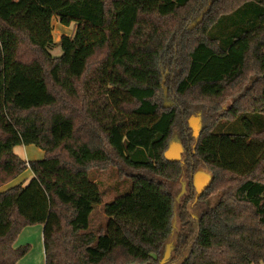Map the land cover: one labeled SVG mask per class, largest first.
Listing matches in <instances>:
<instances>
[{
  "label": "trees",
  "instance_id": "1",
  "mask_svg": "<svg viewBox=\"0 0 264 264\" xmlns=\"http://www.w3.org/2000/svg\"><path fill=\"white\" fill-rule=\"evenodd\" d=\"M55 17L76 26L57 43ZM31 144L34 177L2 190ZM108 167L132 188L88 232L103 201L90 171ZM199 167L214 181L196 218L193 180L177 211L174 187ZM175 216L165 264H264V0H0V264L27 254L14 245L36 224L45 264H161Z\"/></svg>",
  "mask_w": 264,
  "mask_h": 264
},
{
  "label": "rangeland",
  "instance_id": "2",
  "mask_svg": "<svg viewBox=\"0 0 264 264\" xmlns=\"http://www.w3.org/2000/svg\"><path fill=\"white\" fill-rule=\"evenodd\" d=\"M66 26V25H65ZM75 24L72 23L71 25L64 27L63 24H61L57 17L53 19V35H54V41L57 43L60 41L62 35H73L75 31ZM52 53L56 56H59L61 54V48L59 45H55L52 48ZM167 104H171V101L169 99H166L165 101ZM230 105H232V101L227 100L223 104L224 110H229ZM198 114L194 113L193 116H199ZM200 115L202 117V127L206 125L208 119L206 117V114L202 115L200 112ZM205 116V117H204ZM191 117V116H190ZM179 132L176 131L174 134L173 141L174 142H180L178 141ZM28 146V145H27ZM17 147V146H16ZM36 145H32L29 148V159L28 161H36V160H30L32 158H41L43 159L45 157V151L43 149H38ZM43 153H41V151ZM184 152V149H183ZM182 152V156H183ZM186 155L184 154V157ZM21 157V156H20ZM22 158V157H21ZM26 158V157H24ZM23 159V158H22ZM182 159V158H181ZM40 160V159H37ZM185 168H190L187 164L184 166ZM30 169V168H28ZM26 169V170H28ZM198 169H203L202 167L196 168L193 171L192 170H186L185 175L181 178V180L176 184L174 187V193L176 196L177 204H176V211L179 208L180 201H183V196L187 195L192 191V180L193 175ZM26 170L15 180H18L19 183H24V180H26L27 176L29 175V172L26 173ZM30 171H32L30 169ZM33 173V172H32ZM90 176L99 184L100 190L102 191V197L103 201L100 204L94 205V210L90 216V226L88 229V232H98L101 228L102 230L106 231L107 224L109 217L106 215L104 211V205L112 200H114L116 197L123 195L127 192H129L132 188V182L130 179L124 177H120L118 171L114 167H108L105 170L101 169H92L90 171ZM14 181V180H13ZM13 181L4 184L1 186V189H5L8 187ZM183 184H185L186 191L180 198L178 199L179 193L182 191ZM186 197V196H185ZM208 197V198H207ZM209 200V203L216 200V196L214 195H206V197ZM206 199V200H207ZM193 200L191 199L188 203L189 213L192 214L193 217H198V212L200 211L201 204L193 207ZM174 232L172 233L171 240L168 242H172L173 245L177 243V241H180L182 238V231H181V224L179 221L178 216H175L174 221ZM34 227V228H30ZM43 229L44 226L42 224H36L34 226H28L26 227L22 233L19 235L14 247L19 248L21 246H25L27 244H30V250L27 252V254L21 258L16 264H45V250H44V241H43ZM98 237V234L96 235V239ZM167 242V243H168Z\"/></svg>",
  "mask_w": 264,
  "mask_h": 264
},
{
  "label": "water",
  "instance_id": "3",
  "mask_svg": "<svg viewBox=\"0 0 264 264\" xmlns=\"http://www.w3.org/2000/svg\"><path fill=\"white\" fill-rule=\"evenodd\" d=\"M203 14L198 19L196 23L193 24V26H196L198 23L201 22L203 18ZM170 105V104H168ZM189 125L192 128L193 136L195 138H198L201 130H202V117L199 113V116H191L189 118ZM183 145L180 142H174L172 141L168 147V149L165 152V157L168 161L176 162L180 161L182 158V152H183ZM214 181V175L204 169H198L194 175H193V185L196 191L195 194V200L197 201L204 193L205 191L212 185ZM186 191L185 184H183L182 191L178 195V199L182 194H184ZM175 249V246L172 242H168L163 251V256L161 259V264H165L171 257L173 250Z\"/></svg>",
  "mask_w": 264,
  "mask_h": 264
},
{
  "label": "crops",
  "instance_id": "4",
  "mask_svg": "<svg viewBox=\"0 0 264 264\" xmlns=\"http://www.w3.org/2000/svg\"><path fill=\"white\" fill-rule=\"evenodd\" d=\"M64 27H67V26H65L64 25ZM33 144H31V145H28V146H25V145H19V146H17V147H15V152L19 155V156H21L24 160H26V161H28V157H29V148L32 146ZM38 149H40V148H38ZM41 151V153H43V151L42 150H40ZM24 157H26V158H24ZM37 159H41V158H32V159H30V160H37ZM27 172H29V175L27 176V178H26V180H24V185H26V184H28V182L34 177V174L32 173V171H30V169H28V170H26V173ZM19 179V178H18ZM20 180V179H19ZM18 180H14L8 187H6V188H9V187H11V186H13V185H16V184H18V182H17ZM5 188V189H6ZM34 226V225H33ZM28 227V226H27ZM30 228H34V227H30ZM25 229V228H24ZM22 233V232H21Z\"/></svg>",
  "mask_w": 264,
  "mask_h": 264
},
{
  "label": "flooded vegetation",
  "instance_id": "5",
  "mask_svg": "<svg viewBox=\"0 0 264 264\" xmlns=\"http://www.w3.org/2000/svg\"><path fill=\"white\" fill-rule=\"evenodd\" d=\"M192 192L196 194L195 188H194V191H192ZM198 201H199V199L196 201L195 198H194V200H193V205H194V203H196V202H198ZM206 202L209 203V200L207 199Z\"/></svg>",
  "mask_w": 264,
  "mask_h": 264
},
{
  "label": "built area",
  "instance_id": "6",
  "mask_svg": "<svg viewBox=\"0 0 264 264\" xmlns=\"http://www.w3.org/2000/svg\"><path fill=\"white\" fill-rule=\"evenodd\" d=\"M26 166L29 168L30 167V161H26Z\"/></svg>",
  "mask_w": 264,
  "mask_h": 264
}]
</instances>
